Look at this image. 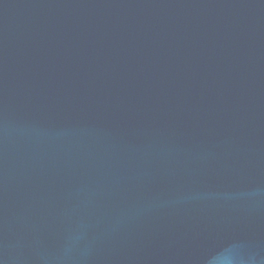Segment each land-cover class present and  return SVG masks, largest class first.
Returning <instances> with one entry per match:
<instances>
[{"label":"water","instance_id":"water-1","mask_svg":"<svg viewBox=\"0 0 264 264\" xmlns=\"http://www.w3.org/2000/svg\"><path fill=\"white\" fill-rule=\"evenodd\" d=\"M0 264H264V0H0Z\"/></svg>","mask_w":264,"mask_h":264}]
</instances>
